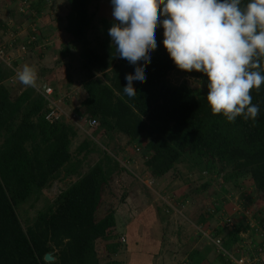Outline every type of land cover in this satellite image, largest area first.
Returning <instances> with one entry per match:
<instances>
[{
	"label": "trees",
	"instance_id": "16d2710c",
	"mask_svg": "<svg viewBox=\"0 0 264 264\" xmlns=\"http://www.w3.org/2000/svg\"><path fill=\"white\" fill-rule=\"evenodd\" d=\"M20 1L29 5L23 12H29V23L34 28L33 37L22 46L27 54L37 47L36 43L41 47L44 41L39 42L30 0ZM94 1L99 0H63L68 38L58 63L67 69L69 89L73 86L71 72H79L84 99L73 114L79 120L96 121L91 138L75 152V124L45 120L49 101L41 92L42 86L27 87L13 97L5 83L15 76L16 65L10 67L0 61V264H123L113 259L122 248L115 213L108 210L105 216L97 217L105 189L123 171L119 159L109 153L119 135L128 141L129 148L145 143L143 171L149 179L157 181L185 164L188 172L201 176L203 183L194 195L203 201L214 200L219 193L245 192L252 187L256 192L255 211L264 214V85L258 92H251L252 103L260 108L255 123L241 117L229 123L222 115H212L206 100V78L176 68L163 47L161 28L156 32L157 49L144 68L146 81L135 87L134 96L129 97L122 88L133 68L112 48L108 29L113 20L100 19L93 33L96 17L90 9ZM41 8L40 3L33 7L38 14ZM53 71L41 68L38 84L47 82L46 76ZM174 74L198 80L199 88L186 82L172 85L168 77ZM50 98L54 100L53 95ZM94 154L98 161L84 171ZM202 177L208 180L204 182ZM71 178L77 181L54 203L37 211L33 219L20 216V208L30 202L35 206L43 191ZM218 180L221 191L216 187ZM186 197H180V203ZM212 214V210L205 209L196 221L202 237ZM224 226L227 237L222 236L223 230L218 231L213 238L210 236L211 243L219 264H232L223 251L242 246L246 239L241 235L249 234L247 239L251 238L252 231L243 223ZM216 239L222 240V251L213 243ZM48 254L53 262L45 261ZM206 254L207 251H189L188 264H203ZM246 257L247 264L264 263V241Z\"/></svg>",
	"mask_w": 264,
	"mask_h": 264
},
{
	"label": "clouds",
	"instance_id": "9594fccd",
	"mask_svg": "<svg viewBox=\"0 0 264 264\" xmlns=\"http://www.w3.org/2000/svg\"><path fill=\"white\" fill-rule=\"evenodd\" d=\"M110 3L112 48L133 68L122 88L127 96H134L135 87L145 83L144 68L157 49L156 32L162 28L163 47L176 68L206 78L212 115H222L229 123L238 117L256 122L260 108L252 103L251 92L264 85V0ZM15 79L25 87H39L37 71L30 65L17 71Z\"/></svg>",
	"mask_w": 264,
	"mask_h": 264
},
{
	"label": "crops",
	"instance_id": "0c3cea01",
	"mask_svg": "<svg viewBox=\"0 0 264 264\" xmlns=\"http://www.w3.org/2000/svg\"><path fill=\"white\" fill-rule=\"evenodd\" d=\"M62 0H30V4L32 9L30 10L31 15L35 17L36 21L34 25L36 29L39 31V42L43 40V45L40 47L37 43V47L32 48L30 53L24 52L22 50V46L28 42V39L33 37L34 28L31 27L32 24H28L29 18L25 17L24 14L28 16L29 12L26 10L23 12L21 8L23 6V2L20 0H0V24L2 27L0 28V50L3 49L6 53L5 63L12 67V65H16L15 72L22 69L24 65H30L34 67L39 73L41 68L46 69L47 71L52 70L56 62L61 57V41H67V34L65 32L66 28V8L64 7V2L60 5ZM42 5L41 13L38 14L34 11L33 7L37 6L38 4ZM29 5L27 4V9ZM38 8H40L38 6ZM12 10V11H11ZM51 10H54L55 14L51 15ZM60 10V12H59ZM12 12V13H11ZM48 13V14H47ZM52 13V12H51ZM29 25V26H28ZM8 28L7 31L5 29ZM40 58V61H38ZM62 67V65H60ZM57 67V65H56ZM65 67V66H63ZM66 68V67H65ZM58 71V69H57ZM55 71V72H57ZM54 71L46 76L44 84L40 85L42 88L46 85L48 90L52 91L54 101L65 110L67 114H70V110L72 114L74 113V109L76 108V104L71 102V107H69V97L65 99V96L71 92L72 88L69 89L68 83L67 86H60L57 84V81L54 79L57 75ZM66 72V76H68ZM6 87L9 89L10 93L13 97L19 96L27 87L19 83L18 80L15 79V76L8 80L6 83ZM65 84V82H64ZM74 87V85H73ZM55 90V94H54ZM62 97V98H61ZM84 99V97H83ZM82 102L79 101L78 104ZM69 104V105H68ZM77 104V105H78ZM128 141L121 135L117 136L113 146H118L122 148L123 159L126 157L128 160L127 163L130 165L138 164L137 159H134L135 154H131V156L127 155L129 151V147L124 148ZM124 148V149H123ZM135 148V147H134ZM131 153H134L132 151ZM143 167V166H142ZM122 168V167H121ZM138 168V167H137ZM136 168V169H137ZM138 171V170H137ZM147 177V175H141V177ZM162 179V178H161ZM156 182L160 183V180ZM123 182L126 184L128 183V179L126 176L123 177ZM142 183H145L144 180H141ZM140 180L137 178V181H132L128 185L124 186L128 189L125 198V209L123 210L122 207L115 209V220L118 233L121 238H124V242L126 248V256L128 259L125 260L126 264H156L158 263H165V264H175L180 262L178 259L175 258V254L172 253L173 247L175 248L177 245L174 243L173 237H171L170 233H168V229L162 227L161 232L163 233V242L161 241L159 244L155 240L154 236V229L155 226H161V223L164 221L165 223H169V219L171 216H168L169 209L167 208V204L169 201L165 198H161L163 200V204L160 205L161 207H156L154 201L151 200L149 194L146 190L142 187H145V184H141ZM252 188V187H250ZM247 189L245 190L246 193ZM182 194V193H181ZM223 194V193H222ZM229 195V193H224L223 196ZM246 197V194L244 195ZM180 199V198H179ZM255 199V198H254ZM181 200V199H180ZM213 200V199H211ZM210 200V201H211ZM216 198H214L215 202ZM175 201V200H174ZM190 199L187 198L184 200V206L187 208H192L193 206L190 205ZM244 201V199H243ZM200 202V201H199ZM176 204V203H175ZM255 200L252 203L254 206ZM121 208V209H120ZM194 208V207H193ZM113 210V209H108ZM128 210V211H127ZM239 210V209H238ZM187 212V211H186ZM132 214V216H130ZM187 214V213H185ZM204 214V212L202 213ZM248 214V211H247ZM259 216L254 217L255 225L259 228L260 226H264V214H258ZM243 214L238 212L237 221L240 222L241 217ZM172 218V217H171ZM212 218H207V223L205 224V228L203 229L205 236L202 237L198 234L199 228L196 226V220H193V226L185 225L186 234H187V244L189 248L186 246L188 251H185L186 263H189L188 260V252L191 250H198L200 252L207 251L205 257V263L209 262L210 264H219L217 251L213 248L214 246L211 243V232H209L208 227L210 228V220ZM162 221V222H161ZM248 224V222H247ZM251 224V223H250ZM181 224H178V228H176L175 234L176 237L179 238L178 234L180 232ZM223 227L224 222H223ZM252 229V228H251ZM225 231V229H222ZM228 230H226L227 232ZM199 236V237H198ZM200 238V239H199ZM213 238V237H212ZM244 238V237H242ZM262 240V241H261ZM264 241L263 238H259L257 235H252L250 241H244L242 246L239 244L238 246L234 245L228 253L231 254V251L237 254V257H232L235 259H244L246 260V253L250 251L252 253L253 247L258 246L260 243ZM212 245L213 247H211ZM241 246V250L239 249ZM243 247V250H242ZM181 248V245H180ZM239 250V251H238ZM121 252V251H120ZM227 252V251H225ZM171 253V254H170ZM120 255V253H119ZM167 258V259H166ZM119 261V260H118ZM128 262V263H127ZM204 264V263H203Z\"/></svg>",
	"mask_w": 264,
	"mask_h": 264
},
{
	"label": "rangeland",
	"instance_id": "374dc122",
	"mask_svg": "<svg viewBox=\"0 0 264 264\" xmlns=\"http://www.w3.org/2000/svg\"><path fill=\"white\" fill-rule=\"evenodd\" d=\"M63 3V0L60 2V5ZM27 5H23L21 8V11L26 8ZM12 11V10H11ZM91 13L95 15V29L93 30V33H96L97 27H98V22L100 19H108V20H113L112 17V7L110 0H99V1H94L91 5L90 9ZM52 12V13H51ZM50 14L54 15L55 12L54 10H51ZM60 12V10H59ZM12 13V12H11ZM67 13V11H66ZM48 14V13H47ZM25 17L28 18L26 14H24ZM30 25V23H28ZM28 25V26H29ZM95 38V35L93 34L92 39ZM65 42L61 41V44L63 45ZM61 45V47H62ZM61 59V58H60ZM78 64V62H77ZM57 65V67H56ZM62 65V67L60 66ZM62 63L56 62V64L53 66V70L57 75L55 76V80L57 81V84L60 86H67V79L68 76H66L67 69L63 67ZM71 78L73 80V85L71 92L68 94V96H65V99L69 97V102L70 105L69 107L72 108L71 102L76 104L77 106L78 102L81 101L84 97V93L82 91V85H81V79H79V72H71ZM168 81L175 86H179L183 83H188L193 88H199V83H195L193 79L190 78H182L176 74L171 75L168 77ZM65 82V84H64ZM69 82V81H68ZM62 98V97H61ZM70 116H72V112L70 110ZM82 120L79 121L81 123ZM78 137L74 140L73 145H72V152H75L77 148L83 143L84 140L87 138H91L92 130L88 131H83L80 129L78 126ZM145 140V139H144ZM141 143V144H140ZM139 144L135 146V148L129 149L127 152L128 156H131V154L134 155V159H137L138 164L135 165H130L127 163L126 157H123L122 154V148L118 146H111L109 148V153H111L113 156L115 155L117 159H119L120 166L122 167L123 171L115 176L114 180L108 185V187L105 189L103 193V205L101 206L97 217L101 218L105 216L107 213L108 209H113L111 211H115V209H118L119 207H122L123 210L125 209V198L126 194L128 192V189H126L124 186L128 185L132 181H137V178L140 180L143 179L145 183V187L143 186L142 188L147 191L149 194V197H151V200L154 201L156 204V207H161L164 202L161 198H165L169 201L167 204V208L169 209L168 211V216H171L169 219V223H165L164 221L161 223V226H155V231H154V236L155 240L158 242V244L162 241L163 242V233L161 232L162 227L168 229V233H170L171 237H173L174 243H176V247H173L172 253L175 254V258L178 259L180 262L177 261L175 264H187L186 263V257L184 252L188 251L186 246L189 248V245L187 244L186 239L187 234H186V229L185 225L187 226L188 224L193 226V220H196L200 217V215L205 211V209L212 210L214 215L212 216V219L210 220V228L208 227L209 232H211V237L213 233H217L218 231L223 230L222 236L227 237L228 232H226L227 228L223 227V222L226 223V221L232 222V224L235 223L238 224L237 221V216L238 212L243 214L241 217V220L239 223L247 224L250 226V229L252 231V234L257 235L259 238H263L264 236V228L257 226H252L255 225V220L254 217L259 216L258 213L255 211V205L252 206V203L254 202L255 194L256 192L253 190V188L247 187L246 193H243L240 190H231L230 194L226 196H221L223 195L222 193H219L217 195H214L216 197L215 202L211 199H206L208 201H203L202 197H198L194 195V192L197 187H200L202 185V180H200V175L197 172L191 173L190 171L188 172V168L186 167L185 164H181L177 167L176 171L174 173H170V175L162 178L160 180V183L149 179L148 177H141V175H145L143 171V165L144 161L146 160L145 158V152L142 150L144 148L143 145L145 143L141 141ZM127 144V143H126ZM124 148H127L125 145ZM123 148V149H124ZM134 151V153H131ZM99 157L98 155L94 154L91 155L88 159L87 164L85 165L84 171H87V169L91 166L94 165L98 161ZM138 167V168H137ZM137 168V169H136ZM138 170V171H137ZM126 176L128 179V183L123 182V177ZM204 178L203 181L208 180L206 177ZM76 178H71V179H64L61 181H58L53 184V186L45 191H43V197L41 201L36 204L35 206H32V202L28 203L27 205L23 206L19 210V214L23 218H29L33 219L37 213V211L44 209L47 205H50L55 202L57 197L59 196L60 192L62 193L64 190H66L71 183L76 182ZM249 183V182H247ZM221 182L216 183V187L218 190L221 189ZM245 185V184H244ZM250 185V184H249ZM230 190V189H229ZM221 191V190H220ZM182 193V194H181ZM246 194V197L244 196ZM128 195V194H127ZM181 195H186L189 197L190 205H192V208H187L184 206V202L180 203V197L182 198L183 196ZM187 198V197H186ZM208 198V197H207ZM244 199V201H243ZM175 200V201H174ZM211 200V201H210ZM200 201V202H199ZM177 203V205L175 204ZM115 208V209H114ZM121 209V208H120ZM239 209V210H238ZM128 211V210H127ZM187 211V212H186ZM248 211V214H247ZM187 213V214H185ZM132 216V214H130ZM23 220V219H22ZM251 223V224H250ZM178 224H181L179 229L180 232L178 234L179 238H177L175 232L176 228H178ZM194 227V226H193ZM205 233V232H204ZM251 234V233H250ZM247 235L249 234H242L241 236L244 237L246 240L245 241H250V238L247 239ZM222 238V237H219ZM200 239V238H199ZM215 239V238H214ZM101 244V243H100ZM121 252L120 255L118 254L117 256H114V260L120 261L123 264L125 263V260L128 259V256H126V248L125 244H121ZM181 245V248H180ZM213 247L212 245H210ZM214 248V247H213ZM171 254V253H170ZM231 254L234 257H237V254L233 251H231ZM167 259V258H166ZM128 263V262H127ZM156 264H162L158 263L155 261ZM165 264V263H163ZM204 264H210L209 262Z\"/></svg>",
	"mask_w": 264,
	"mask_h": 264
},
{
	"label": "built area",
	"instance_id": "2783aa9c",
	"mask_svg": "<svg viewBox=\"0 0 264 264\" xmlns=\"http://www.w3.org/2000/svg\"><path fill=\"white\" fill-rule=\"evenodd\" d=\"M24 50V48H23ZM6 55L3 49L0 50V61H3L4 63L5 61ZM42 90V89H41ZM43 93L46 95L48 101H49V112L46 113L45 116V120L49 123H56V122H60V121H67V122H71L73 124H75V126L78 128V126L80 127V129H82L83 131H88L92 128H94L96 126V121H89L88 119H82V122L79 123V119H77L76 115H72L70 116L69 114H67L65 112L64 109H62L54 100H52L50 97L52 96V91L48 90L47 88H45V90L43 91ZM61 194V192H60ZM224 224H230V221H226V223ZM122 242H124V238H121ZM213 243L217 246V248L222 251V240L221 239H216L213 240ZM224 252V255L227 256L229 258V260H231L232 264H247L246 261L244 259H235L232 257L231 254H229L228 252ZM260 264H264L263 262H261Z\"/></svg>",
	"mask_w": 264,
	"mask_h": 264
},
{
	"label": "water",
	"instance_id": "95a60500",
	"mask_svg": "<svg viewBox=\"0 0 264 264\" xmlns=\"http://www.w3.org/2000/svg\"><path fill=\"white\" fill-rule=\"evenodd\" d=\"M194 82L195 83H199L198 80H195ZM45 88H46V85L44 86V90H45ZM45 261L46 262H53L54 261V258L50 254H48V255L45 256Z\"/></svg>",
	"mask_w": 264,
	"mask_h": 264
}]
</instances>
